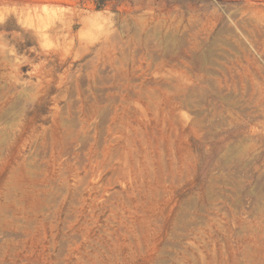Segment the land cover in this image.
<instances>
[{
	"label": "rangeland",
	"instance_id": "rangeland-1",
	"mask_svg": "<svg viewBox=\"0 0 264 264\" xmlns=\"http://www.w3.org/2000/svg\"><path fill=\"white\" fill-rule=\"evenodd\" d=\"M0 103V264H264V0H0Z\"/></svg>",
	"mask_w": 264,
	"mask_h": 264
},
{
	"label": "bare ground",
	"instance_id": "bare-ground-1",
	"mask_svg": "<svg viewBox=\"0 0 264 264\" xmlns=\"http://www.w3.org/2000/svg\"><path fill=\"white\" fill-rule=\"evenodd\" d=\"M3 56V55H2ZM5 58V57H4ZM7 59V58H6ZM1 104V103H0ZM5 108V107H4ZM252 112V111H251ZM5 114H6V111L5 110H3V108L2 107H0V118H3L4 116H5ZM27 125H28V123H20L19 124V134H17L14 138H13V142H15V141H17L18 140V138H19V136H22V133L24 132V131H26L27 130Z\"/></svg>",
	"mask_w": 264,
	"mask_h": 264
},
{
	"label": "clouds",
	"instance_id": "clouds-1",
	"mask_svg": "<svg viewBox=\"0 0 264 264\" xmlns=\"http://www.w3.org/2000/svg\"><path fill=\"white\" fill-rule=\"evenodd\" d=\"M5 15H7V13H5Z\"/></svg>",
	"mask_w": 264,
	"mask_h": 264
}]
</instances>
